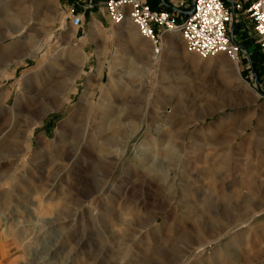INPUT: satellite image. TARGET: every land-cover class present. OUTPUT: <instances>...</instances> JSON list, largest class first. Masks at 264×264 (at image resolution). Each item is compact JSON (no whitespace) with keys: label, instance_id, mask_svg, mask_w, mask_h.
Returning <instances> with one entry per match:
<instances>
[{"label":"rangeland","instance_id":"374dc122","mask_svg":"<svg viewBox=\"0 0 264 264\" xmlns=\"http://www.w3.org/2000/svg\"><path fill=\"white\" fill-rule=\"evenodd\" d=\"M96 1L106 20L82 0H0V264H264V71L249 20L234 31L239 67L172 35L155 63Z\"/></svg>","mask_w":264,"mask_h":264},{"label":"built area","instance_id":"2783aa9c","mask_svg":"<svg viewBox=\"0 0 264 264\" xmlns=\"http://www.w3.org/2000/svg\"><path fill=\"white\" fill-rule=\"evenodd\" d=\"M92 10L94 0H82ZM105 9L112 26L130 21L152 48V61L159 63L166 46L167 36H177L187 51L201 59L226 55L236 67L241 62V44L234 33L230 36L233 12L236 23L246 17L262 53L264 69V0H191L188 10H153L147 0H105ZM192 11L191 14L187 12ZM70 25L80 30L83 15L69 11Z\"/></svg>","mask_w":264,"mask_h":264},{"label":"crops","instance_id":"0c3cea01","mask_svg":"<svg viewBox=\"0 0 264 264\" xmlns=\"http://www.w3.org/2000/svg\"><path fill=\"white\" fill-rule=\"evenodd\" d=\"M97 2V4H98V6L99 5H104V3H105V0H103V1H96ZM178 10H183V9H181V8H177ZM106 10V9H105ZM107 12V11H106ZM88 16H90V17H93L94 19H97V20H106L107 19V17H104V11H103V9H98V8H96L95 9V7L91 10H88ZM83 15V14H82ZM109 23H110V20H109ZM179 44H183V42H182V40L181 39H179ZM166 47V46H165ZM165 48H164V50H163V55H162V57H164V54H165ZM182 54H183V52H182ZM182 54H180L181 56H182ZM186 57V56H185Z\"/></svg>","mask_w":264,"mask_h":264},{"label":"water","instance_id":"95a60500","mask_svg":"<svg viewBox=\"0 0 264 264\" xmlns=\"http://www.w3.org/2000/svg\"><path fill=\"white\" fill-rule=\"evenodd\" d=\"M162 2H164V0H162ZM169 8H170L171 11H174V12L178 11V9H176V8H174V7H172V6L169 7ZM191 13H192V11L187 12V14H191ZM235 28H236V14H235V12H233V22H232V25H231V32H230V36H231V38H233V36H234ZM240 49H241L245 54H247V50H246V48H244L243 46H240ZM249 62H250V59H249ZM252 70H253V72H254L253 67H252ZM256 87H257L258 91L261 92V94H264V92H263L262 89L260 88V84L258 83V80H257V79H256Z\"/></svg>","mask_w":264,"mask_h":264},{"label":"trees","instance_id":"16d2710c","mask_svg":"<svg viewBox=\"0 0 264 264\" xmlns=\"http://www.w3.org/2000/svg\"><path fill=\"white\" fill-rule=\"evenodd\" d=\"M148 3L153 10H159L161 8H166L168 11H171L169 8L171 6L167 3V0H164V2H162V0H148ZM262 69H263V65H262ZM263 71H264V69H263Z\"/></svg>","mask_w":264,"mask_h":264},{"label":"bare ground","instance_id":"6f19581e","mask_svg":"<svg viewBox=\"0 0 264 264\" xmlns=\"http://www.w3.org/2000/svg\"><path fill=\"white\" fill-rule=\"evenodd\" d=\"M175 37H177V36H175ZM235 65V64H234ZM247 88H248V86H247ZM30 126H31V123L30 122H28V123H26V129H24L23 131L26 133L27 132V130L30 128ZM61 129V128H60ZM22 135H25V134H22ZM69 136V135H68ZM21 136H19V139H22L23 140V137H21ZM25 140V139H24ZM19 142H21V141H19ZM18 144H21V143H18ZM18 146V145H17ZM16 152H18V151H16ZM15 152V153H16ZM15 153H13V154H15ZM57 223V222H56ZM52 226L53 227H51V232H53V233H57L58 232V228H56L55 227V224H52ZM51 256V255H50ZM183 255H180V256H178L179 258L177 259V260H174V264H180L181 263V261H179V259H180V257H182ZM52 257V256H51ZM183 257H187L186 255H184ZM171 264H173V263H171Z\"/></svg>","mask_w":264,"mask_h":264}]
</instances>
